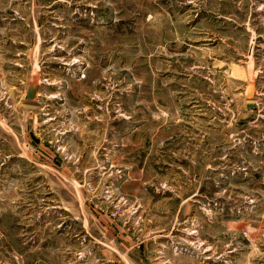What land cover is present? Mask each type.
<instances>
[{
	"label": "rangeland",
	"instance_id": "rangeland-1",
	"mask_svg": "<svg viewBox=\"0 0 264 264\" xmlns=\"http://www.w3.org/2000/svg\"><path fill=\"white\" fill-rule=\"evenodd\" d=\"M0 264H264V0H0Z\"/></svg>",
	"mask_w": 264,
	"mask_h": 264
},
{
	"label": "water",
	"instance_id": "water-1",
	"mask_svg": "<svg viewBox=\"0 0 264 264\" xmlns=\"http://www.w3.org/2000/svg\"><path fill=\"white\" fill-rule=\"evenodd\" d=\"M253 84L252 83H247L245 86H244V89H243V92H242V94H243V97L246 99V100H250V99H252V97H253V92H254V90H253ZM31 93L32 92H30V91H27V93H26V98H30L32 95H31ZM253 107V105H250V104H248L247 105V108H252Z\"/></svg>",
	"mask_w": 264,
	"mask_h": 264
}]
</instances>
